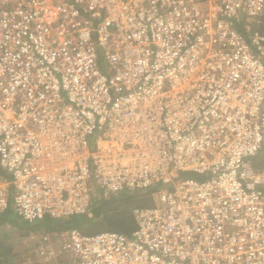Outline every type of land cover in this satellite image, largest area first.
<instances>
[{"label":"built area","instance_id":"obj_1","mask_svg":"<svg viewBox=\"0 0 264 264\" xmlns=\"http://www.w3.org/2000/svg\"><path fill=\"white\" fill-rule=\"evenodd\" d=\"M263 151L264 0H0V213L155 189L40 264H264Z\"/></svg>","mask_w":264,"mask_h":264},{"label":"trees","instance_id":"obj_2","mask_svg":"<svg viewBox=\"0 0 264 264\" xmlns=\"http://www.w3.org/2000/svg\"><path fill=\"white\" fill-rule=\"evenodd\" d=\"M255 167L264 166V151L253 160ZM202 179L205 176H196ZM154 188L146 191L123 190L116 196L94 200L93 214L67 216L62 218L44 217L41 220L25 221L17 214L15 217L9 208L0 213V264L21 263L22 258L14 252L15 247L10 241H5L12 233L19 230L22 234L40 232H59L76 228L83 234H94L104 230H112L130 234L136 228L133 209L152 206ZM11 239V238H10ZM28 249L35 255V245L29 244Z\"/></svg>","mask_w":264,"mask_h":264},{"label":"rangeland","instance_id":"obj_3","mask_svg":"<svg viewBox=\"0 0 264 264\" xmlns=\"http://www.w3.org/2000/svg\"><path fill=\"white\" fill-rule=\"evenodd\" d=\"M94 191L97 192V189L94 188ZM12 196H10L11 198ZM153 197V195H152ZM9 210L11 213L16 217V212L14 210V205L12 203V198L10 199V208ZM90 214H93V212H89ZM18 217V216H17ZM32 234V235H31ZM40 233H27L22 234L19 230L12 233L11 236H7L8 238L5 241H10V244H12L15 249L14 252L21 256L22 261L20 264H40L42 260H38L37 257H35L32 252H30V249H28L29 244L31 243V237L33 236L36 238L37 235ZM11 238V239H10ZM65 261V260H64ZM62 260L55 261L54 264H68L67 262H64ZM19 264V263H16Z\"/></svg>","mask_w":264,"mask_h":264},{"label":"crops","instance_id":"obj_4","mask_svg":"<svg viewBox=\"0 0 264 264\" xmlns=\"http://www.w3.org/2000/svg\"><path fill=\"white\" fill-rule=\"evenodd\" d=\"M60 260H61V258L57 256L56 261H60Z\"/></svg>","mask_w":264,"mask_h":264}]
</instances>
